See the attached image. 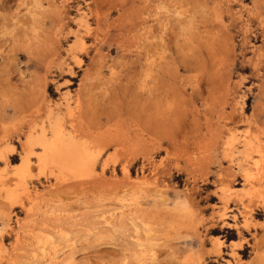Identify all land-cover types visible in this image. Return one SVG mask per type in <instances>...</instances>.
Returning a JSON list of instances; mask_svg holds the SVG:
<instances>
[{
	"label": "rangeland",
	"instance_id": "obj_1",
	"mask_svg": "<svg viewBox=\"0 0 264 264\" xmlns=\"http://www.w3.org/2000/svg\"><path fill=\"white\" fill-rule=\"evenodd\" d=\"M49 106L104 139L93 171L14 173ZM223 118L264 140V0H0V264H264V206L216 212Z\"/></svg>",
	"mask_w": 264,
	"mask_h": 264
},
{
	"label": "bare ground",
	"instance_id": "obj_2",
	"mask_svg": "<svg viewBox=\"0 0 264 264\" xmlns=\"http://www.w3.org/2000/svg\"><path fill=\"white\" fill-rule=\"evenodd\" d=\"M67 96L68 92L61 94V98H67ZM221 109H223V107ZM39 110L41 109L37 108L33 113L30 111L28 116L29 119L25 124L20 125L21 127L18 129L22 130L25 127L26 131L24 132V139L20 142L21 151L23 152L20 160L21 164H15L18 167L15 169L14 173L19 176H24L23 173L27 172L31 165L32 157L35 158L36 166L41 169L44 167H53L60 172L72 170L74 173H81L85 170L93 171L99 162L100 154L99 151L95 152L94 148L105 142L104 139L100 137L102 139L101 141H103L101 142L99 141L100 138L96 136L98 138L97 140L89 131H86L85 134L84 132L81 133L78 131V129L66 132L57 106L56 108L49 106V108L46 109L45 117L40 116ZM223 112L224 111L220 112L221 115H223ZM68 115H71V110L68 111ZM235 117L236 115L231 114L224 118H226L227 121L234 122ZM225 121L224 119L222 123H218L215 127L209 148L213 151L218 149L220 158L227 162V168L224 171L226 177L228 176L229 178V176L233 174L230 170L233 164L238 166V169L241 171L243 186L249 187L250 192L248 194L250 195H246L248 196L247 202H244L241 198L236 199L237 193L233 187V181L229 180L230 178L224 177L220 180L219 184L220 206L216 212H218L217 214H219V216H222L225 214V210L231 207L230 204H233L234 208L232 209L238 211L241 216L240 227L236 224H228L224 227L242 229L243 233H245L246 229H255L251 223L252 211H254L256 215H259L257 210L264 206V169L257 166L259 160H257V157L260 156L261 158L264 152V140L258 135L252 134L251 130L240 134L232 132L233 127L230 126L232 123H226ZM87 136H91V138ZM0 156H3L2 152H0ZM35 164L32 165L35 166ZM252 167L254 171H252ZM249 169H251L252 175H249ZM256 202H258V205ZM239 206L241 210H239ZM232 217L236 219V214L234 212L232 213ZM236 248L244 253L243 245L239 244L238 247L231 246L232 254L237 253L234 250ZM219 250V245L214 247V251H216L217 254Z\"/></svg>",
	"mask_w": 264,
	"mask_h": 264
}]
</instances>
